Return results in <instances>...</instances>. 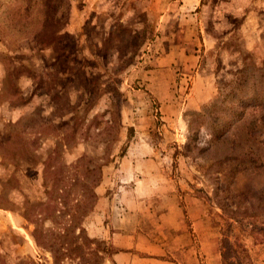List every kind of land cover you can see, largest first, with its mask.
Instances as JSON below:
<instances>
[{
  "label": "rangeland",
  "instance_id": "rangeland-1",
  "mask_svg": "<svg viewBox=\"0 0 264 264\" xmlns=\"http://www.w3.org/2000/svg\"><path fill=\"white\" fill-rule=\"evenodd\" d=\"M234 96L254 100L225 140L200 129L209 151L182 156L190 114ZM263 133L264 0H0V264H52L29 221L73 180L76 211L81 172L101 173L90 238L143 234L151 257L223 264L226 235L234 264H264V201L235 197L264 190ZM234 151L261 166L218 186L210 167Z\"/></svg>",
  "mask_w": 264,
  "mask_h": 264
},
{
  "label": "trees",
  "instance_id": "trees-1",
  "mask_svg": "<svg viewBox=\"0 0 264 264\" xmlns=\"http://www.w3.org/2000/svg\"><path fill=\"white\" fill-rule=\"evenodd\" d=\"M50 38L51 40L46 39L47 41L44 43H52L55 40L53 36ZM234 98H236V106H221L218 101H215L210 108L204 110L202 113L193 112L190 114L191 121L189 128L191 133L187 136V143L183 147L184 153L182 156L193 157L194 152L204 154L209 151L210 146L198 147L197 137L200 129L206 131L207 136L210 138V143H220L225 140L229 129L235 122L240 120L244 114V110L251 107V103L254 100L251 99V103H247L240 96H234ZM260 166L261 164L253 156L247 153L237 154L234 151L229 155L215 158L210 170L216 176L215 180L219 186L220 184L225 185L227 180L231 181L240 172L258 169ZM80 175L81 179L76 180V182H78V187L82 190L80 194L82 201L80 205L76 206V211H69L71 201L69 200L71 195L70 187L74 185L73 180L71 182L72 185H66L65 189L61 191L63 193L62 201L56 203L55 197H49L45 202L40 204L41 209L37 213L40 219L33 220L31 218V221L27 220L30 224L34 225L30 236L35 246L50 254L52 264H102L106 255L111 256L117 252L116 249L107 246L104 241L90 238L83 226L84 218L95 207L97 198L94 188L100 182L101 173L95 175L81 172ZM251 193L256 196L258 202L264 201V190L250 193L242 192L235 197L246 200ZM259 195L262 196L260 197ZM220 206L229 220L241 224V221L236 220L235 213L230 211L228 215L224 206ZM45 219L52 222V227L45 228L43 226L42 222ZM229 227L230 224L228 223L227 233ZM251 230L264 236V222L258 224L252 223ZM220 244V258L223 264H234L232 258L236 249L226 235H223ZM25 264L35 263L30 260V262L28 261ZM237 264L243 263L239 261Z\"/></svg>",
  "mask_w": 264,
  "mask_h": 264
},
{
  "label": "crops",
  "instance_id": "crops-1",
  "mask_svg": "<svg viewBox=\"0 0 264 264\" xmlns=\"http://www.w3.org/2000/svg\"><path fill=\"white\" fill-rule=\"evenodd\" d=\"M108 239L117 250L110 257L114 264H176L169 260L151 257L153 254L150 249L155 247V245L143 234H127L121 231H113L109 233ZM171 255L175 259V254ZM213 262L220 264L217 255L213 257ZM177 264L182 263L177 260Z\"/></svg>",
  "mask_w": 264,
  "mask_h": 264
}]
</instances>
